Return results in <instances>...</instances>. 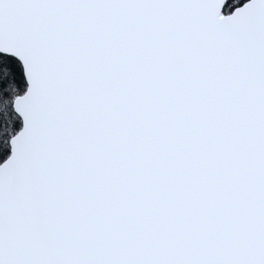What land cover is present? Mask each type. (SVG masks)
Wrapping results in <instances>:
<instances>
[{
    "label": "snow or ice",
    "instance_id": "snow-or-ice-1",
    "mask_svg": "<svg viewBox=\"0 0 264 264\" xmlns=\"http://www.w3.org/2000/svg\"><path fill=\"white\" fill-rule=\"evenodd\" d=\"M0 264H264V0H0Z\"/></svg>",
    "mask_w": 264,
    "mask_h": 264
}]
</instances>
